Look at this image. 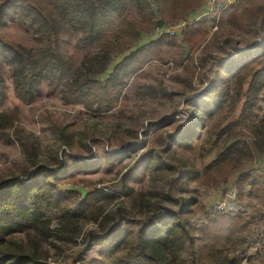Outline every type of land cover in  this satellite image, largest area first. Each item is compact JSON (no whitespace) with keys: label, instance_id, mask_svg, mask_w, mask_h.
Listing matches in <instances>:
<instances>
[{"label":"trees","instance_id":"16d2710c","mask_svg":"<svg viewBox=\"0 0 264 264\" xmlns=\"http://www.w3.org/2000/svg\"><path fill=\"white\" fill-rule=\"evenodd\" d=\"M205 2L0 0V23L11 21L25 26L35 41L29 46L0 34V134L17 142L26 160L20 171L0 175V264H51L49 259L57 263L73 249H79L76 264L248 262L250 237L259 231L253 217L218 211L208 216L207 222L193 225L192 217L204 207L191 184L219 189L239 174L238 200H243L246 186H257L252 170L246 172L245 168L264 159L262 8L255 10V20L252 11L228 16L232 29L255 40L249 48L218 65L216 83L210 96L203 98V110L194 121L197 133L194 129V134L184 136L179 127L170 140L160 130L155 133V141L147 143L139 141L138 131L133 129L132 141L111 151L113 155L134 157L133 167L125 166L118 172L126 170L121 176L120 194L95 186L92 180L70 170L88 167V171H98L100 158L85 160L71 155L70 161H62L56 154L51 162L42 160L35 136L17 125L18 108L2 109L9 76L23 101H34L46 85L49 93H60L67 104H81L96 115L111 112L126 96L131 77L151 62H164L165 49L178 46L168 33L143 44L146 35L190 17ZM204 26V21L197 22L184 33L187 46L202 42L206 36ZM67 37H75L85 49L81 62L63 51ZM206 62L207 57H202V66H198L192 56L190 79L202 74ZM212 106L216 107V123L206 142L215 145V158L201 170L191 157H175L176 152L164 157L175 144L192 150L193 141L201 135L204 112L214 115ZM60 139L70 149L76 145L66 130L60 132ZM159 141L165 148L158 149ZM78 142L83 146V139ZM86 147L91 151L92 147ZM139 168L151 170L148 189L136 190L128 183ZM82 182L90 188L85 193L66 188ZM92 251L96 255L88 258Z\"/></svg>","mask_w":264,"mask_h":264},{"label":"rangeland","instance_id":"374dc122","mask_svg":"<svg viewBox=\"0 0 264 264\" xmlns=\"http://www.w3.org/2000/svg\"><path fill=\"white\" fill-rule=\"evenodd\" d=\"M224 1L226 2V0ZM258 8L264 10V0H229L228 7L220 15L197 18L192 22H189L186 17L176 24H167L165 27L170 28L178 27L181 23L185 25L176 34H169L170 37L176 39L178 46L165 49L166 60L164 62H151L141 72L131 77L126 89V96L116 103L114 109L109 113L96 115L86 110L81 104H67L62 100L60 93H49L46 85L43 87V92L34 101H23L17 96L13 79L9 76L7 77V98L2 109L18 108L17 125L35 136L39 143L42 160L51 162L56 154H59L62 161H70L71 155H78L85 160L94 157L100 158L102 162L98 171H88V167L80 169L71 167L70 170L80 178L92 180L95 186L106 187L120 194L122 193L121 176L126 170L120 172L121 174L118 172L125 166L128 167L127 169L133 167L134 157L127 158L123 154L113 155L111 151L120 150L122 146L129 144L132 141L130 132L133 129L138 131L139 141L147 140V143L155 141V133L160 130L164 131V137L170 138V140L179 127L182 129L180 134L184 136L194 134V129H196L195 132L199 131L195 127L194 121L203 110V98L210 96V89L216 83L218 65L223 59L227 60L235 56L237 51L249 48L255 40L252 36L232 29L227 22L228 16L231 13L241 14L252 11L255 20ZM201 9L193 13L194 18L199 15ZM200 21L205 22L206 36L200 44L190 48L184 41L183 35L190 26ZM163 28L158 27L154 32L146 35L142 43L146 44L165 35V33L158 32ZM0 34L9 41L22 42L29 46L35 45L32 32L21 24L11 21L0 23ZM257 40L260 41L261 37H258ZM62 46L66 55L81 62L85 49L78 45L75 37L65 38ZM192 56L198 66H202L200 63L202 57H207V62L201 70L202 74L190 79L189 67ZM120 58L121 56L118 59ZM118 59H115L113 64ZM107 75L108 73L104 74V77ZM152 86L155 89H151ZM261 104L264 107V100ZM212 111L213 116L204 112L201 135L200 138L193 141L192 150H187L184 145L177 147L175 144L174 148L176 149H169L164 157L176 152L175 157L182 155L191 157L203 170L216 155L215 145L206 142L211 127L216 123L215 106H212ZM63 130L73 135L76 144L73 149H70L60 139V132ZM79 139H83V146H80ZM243 139L250 141L249 136H244ZM122 143L124 144L122 145ZM160 143L162 142L159 141L158 149L165 148ZM86 144L92 147L91 151L88 150ZM201 147H204V152ZM25 162V155L19 144L0 134V175L8 176L20 171ZM263 166L264 159H258L245 168L246 172L252 170L251 174L258 182L255 187L252 185L245 187L243 200L237 199L236 182L239 174L219 189H209L191 184V189L194 190L204 207L192 217L193 225L198 226L207 222L208 216L218 212L215 205L223 201L227 202L229 209L225 212H242L248 217L252 216L256 225L258 224V234L255 232L254 225L252 227L255 233L249 240V259L248 262H245L246 264H264V231L263 228L259 229L264 211ZM137 173L130 178L129 185L136 190L148 189L151 185V170L139 168ZM86 183L67 185L66 188H77L85 193L90 189ZM121 198L123 199V197ZM256 217H258L257 221ZM260 246L262 247L260 248ZM78 250L73 249L57 263L53 259H49V261L51 264H76L74 259L79 255ZM95 255L96 251H92L88 253L87 257L92 258Z\"/></svg>","mask_w":264,"mask_h":264},{"label":"built area","instance_id":"2783aa9c","mask_svg":"<svg viewBox=\"0 0 264 264\" xmlns=\"http://www.w3.org/2000/svg\"><path fill=\"white\" fill-rule=\"evenodd\" d=\"M226 8V4L224 0H207L205 6L201 9L199 15L194 18L193 15H191L190 17H188V21L192 22L193 20H197V18H202V17H207V16H211V15H220ZM187 20V19H186ZM184 24L181 23L179 24L178 27H165L161 30H158V32L160 34L162 33H168V34H176L178 31H181L184 28ZM216 27V26H215ZM264 168V167H263ZM215 209L216 211H228V204L227 202L225 203L223 202H219L215 205ZM264 209V208H263ZM263 219V221H262ZM258 220V217H256V221ZM264 231V211L262 213V217H261V221H260V227L259 229ZM262 246H260L261 248Z\"/></svg>","mask_w":264,"mask_h":264},{"label":"crops","instance_id":"0c3cea01","mask_svg":"<svg viewBox=\"0 0 264 264\" xmlns=\"http://www.w3.org/2000/svg\"><path fill=\"white\" fill-rule=\"evenodd\" d=\"M225 4H226V8H227L228 4H229V0H226ZM226 8H225V10H226Z\"/></svg>","mask_w":264,"mask_h":264}]
</instances>
